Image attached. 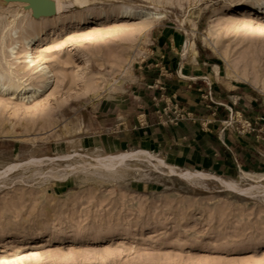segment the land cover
Segmentation results:
<instances>
[{
	"label": "rangeland",
	"instance_id": "obj_1",
	"mask_svg": "<svg viewBox=\"0 0 264 264\" xmlns=\"http://www.w3.org/2000/svg\"><path fill=\"white\" fill-rule=\"evenodd\" d=\"M46 1L54 13L0 0V73L20 86L0 91V264H264V0ZM38 27L30 49L9 48L11 30ZM200 59L216 81L189 89L190 108L179 76ZM218 83L242 94L217 124L205 102ZM147 112L162 128L218 130L241 160L121 148ZM137 150L148 158L91 166Z\"/></svg>",
	"mask_w": 264,
	"mask_h": 264
},
{
	"label": "crops",
	"instance_id": "obj_2",
	"mask_svg": "<svg viewBox=\"0 0 264 264\" xmlns=\"http://www.w3.org/2000/svg\"><path fill=\"white\" fill-rule=\"evenodd\" d=\"M196 64L198 66H182L179 76L184 79V82L180 81V83L185 85L184 87H187L181 91L184 94L180 95L184 97L183 101L188 104V107L190 108L196 102H194L193 98H191L189 89L193 88L191 89L192 91L195 89L198 90L200 88L198 86H202L205 89V92H208L206 82H201L200 79L208 78L211 81L214 80L212 74L208 75L209 69L207 67L212 65L211 63L207 62V60L200 59L196 62ZM167 66L169 69H172L174 65L168 62ZM175 77L177 76L174 75V78ZM212 93L214 94L215 102L212 100H206L205 103L207 104V107L212 106L213 108H210L211 110H207L205 113L206 116L210 118L213 114L212 110L218 109L220 115L219 119H214L215 123L218 124L223 120H226L229 115L222 107H227L230 111H236V107L234 106L235 104L231 102V99L234 97H240L242 89L240 85L235 86L232 84V86L227 87L222 83H218L214 85ZM248 93L249 95H254L251 94L249 90ZM217 104L219 107H216ZM193 113L196 117H199L201 114V112L197 109H193ZM145 119L146 126H138L136 120H133L134 124H132L129 120V125L126 127L124 137L121 139V148H129V150H131L130 148L133 150L147 148L149 152L151 151L153 155L157 156L161 160L175 159L179 156V154L184 152H190V155L188 156L189 158L196 155L198 158L194 159L195 162L202 161L215 163L220 160L226 161L228 159L231 160V158L236 159V157L241 160V154L235 147V144L228 146L229 143L225 144L224 142L218 140V130L214 131L213 134L200 132L201 130L197 128L195 131L193 121L181 124V127L182 125H185L186 129L162 128L155 122L150 112H147ZM182 140H187V142H182ZM204 140H206V142H204Z\"/></svg>",
	"mask_w": 264,
	"mask_h": 264
},
{
	"label": "bare ground",
	"instance_id": "obj_3",
	"mask_svg": "<svg viewBox=\"0 0 264 264\" xmlns=\"http://www.w3.org/2000/svg\"><path fill=\"white\" fill-rule=\"evenodd\" d=\"M27 1H28V3H30V2L37 3L36 2L37 0H27ZM78 2H80V0H78ZM7 4H8V2H7ZM56 14L58 15V6L56 7ZM87 18H88V16L83 17L81 20L83 22H85L87 20ZM11 31L12 32H10V31L9 32L12 33V42H11V44H9V48L12 51L15 47H17L20 44L24 46L25 50L30 49L31 46L35 45L34 44L35 39L40 38L41 35L43 36L46 34L45 32H47V30H45L44 27H38L30 34L24 35L22 37L21 36L20 37H13L16 34L15 29L11 30ZM38 41H40V39ZM5 79H6V77H5ZM5 79H4V76L0 73V91L6 90V88L8 86H12V89H16V88L20 87L18 85H14L13 82L10 80V78H9V80L12 82V85H8V81H7L8 79H6V80ZM6 83L8 86L6 85ZM139 157H143L145 159L148 158L147 154L145 152L137 150V151L123 152V153H119V154H115V155H108V156H103L101 158H97L95 160L97 162V164L91 165V166H94V167L100 168V169L112 170V169H115L116 167H118L125 159H138ZM32 162H34V161H32ZM157 165H164V164L161 163L160 161H157L155 164H153L154 167H157ZM14 167L15 166L9 167L8 170L13 169ZM168 169L170 172H174V170L169 166H168ZM179 175H180V177H182L188 181H193L196 179H204V178L210 177V175L203 173V172H190V171L179 173ZM215 178H217V177H215ZM217 179L223 187H225L227 189L234 190V191H238L240 193H248L251 189L253 190V187L248 188V189H244V188L242 189V188L237 187V185L233 182L222 180L219 178H217Z\"/></svg>",
	"mask_w": 264,
	"mask_h": 264
},
{
	"label": "water",
	"instance_id": "obj_4",
	"mask_svg": "<svg viewBox=\"0 0 264 264\" xmlns=\"http://www.w3.org/2000/svg\"><path fill=\"white\" fill-rule=\"evenodd\" d=\"M36 2H39V4L37 5L36 3H32V6L36 7L37 9H39V12L42 13H46V14H52L54 13V5L46 0H37ZM36 11V10H35Z\"/></svg>",
	"mask_w": 264,
	"mask_h": 264
},
{
	"label": "built area",
	"instance_id": "obj_5",
	"mask_svg": "<svg viewBox=\"0 0 264 264\" xmlns=\"http://www.w3.org/2000/svg\"><path fill=\"white\" fill-rule=\"evenodd\" d=\"M164 111H165V110H163V112H164ZM156 113H157L158 118L160 119V121H162L163 114H162L161 109H157V110H156ZM248 125H250V123H248Z\"/></svg>",
	"mask_w": 264,
	"mask_h": 264
}]
</instances>
